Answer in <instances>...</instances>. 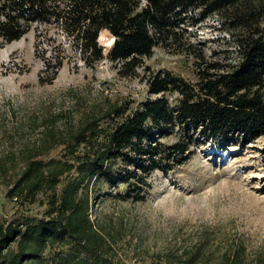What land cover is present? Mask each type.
<instances>
[{
  "label": "trees",
  "instance_id": "obj_1",
  "mask_svg": "<svg viewBox=\"0 0 264 264\" xmlns=\"http://www.w3.org/2000/svg\"><path fill=\"white\" fill-rule=\"evenodd\" d=\"M209 17L234 46L219 58L199 54L194 81L144 66L148 96L134 110L123 100L82 115L65 132L51 124L41 143L20 151L22 166L6 195L32 202L43 193L46 208L38 218L0 222V264H121L122 219L118 226L111 216L91 218L99 182L123 184L118 196L141 201L150 173H168L197 145L224 148L264 135V0H0V43L19 39L33 23H61L85 64L108 58L122 76L137 74L153 48L178 40L186 23ZM101 30L113 37L106 52ZM167 93L176 94L173 104ZM55 146H62L60 157L39 158ZM150 255L142 264H264V245L204 225Z\"/></svg>",
  "mask_w": 264,
  "mask_h": 264
},
{
  "label": "rangeland",
  "instance_id": "obj_2",
  "mask_svg": "<svg viewBox=\"0 0 264 264\" xmlns=\"http://www.w3.org/2000/svg\"><path fill=\"white\" fill-rule=\"evenodd\" d=\"M186 24L178 40L154 47L137 74L130 76L120 75L108 58L85 64L78 43L61 23H33L19 39L0 43V165L8 166L6 174L0 172V222L44 214L43 193L26 202L9 198L6 190L22 166L20 151L41 143L46 126L65 132L82 115L123 100L134 110L148 96L144 66L169 69L194 81L199 54L209 60L225 49L232 51V35L213 17ZM112 38L107 30L99 33L105 52ZM166 98L173 104L176 94L167 93ZM162 140L171 142L174 136ZM193 151L168 173L151 172L141 201L118 196L123 184L98 183L99 200L91 207V218L111 216L122 224L121 264L146 263L153 251L175 238L183 241L195 235L204 225L240 232L250 246L264 245V135L224 148L205 143ZM61 154L62 146H55L39 158Z\"/></svg>",
  "mask_w": 264,
  "mask_h": 264
},
{
  "label": "bare ground",
  "instance_id": "obj_3",
  "mask_svg": "<svg viewBox=\"0 0 264 264\" xmlns=\"http://www.w3.org/2000/svg\"><path fill=\"white\" fill-rule=\"evenodd\" d=\"M113 39V38H112Z\"/></svg>",
  "mask_w": 264,
  "mask_h": 264
}]
</instances>
